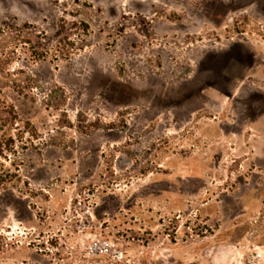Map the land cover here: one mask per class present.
<instances>
[{
    "label": "rangeland",
    "instance_id": "1",
    "mask_svg": "<svg viewBox=\"0 0 264 264\" xmlns=\"http://www.w3.org/2000/svg\"><path fill=\"white\" fill-rule=\"evenodd\" d=\"M9 105L0 264H264V0H0Z\"/></svg>",
    "mask_w": 264,
    "mask_h": 264
},
{
    "label": "trees",
    "instance_id": "2",
    "mask_svg": "<svg viewBox=\"0 0 264 264\" xmlns=\"http://www.w3.org/2000/svg\"><path fill=\"white\" fill-rule=\"evenodd\" d=\"M4 118L5 120H1L0 127L5 126L6 124L10 125L11 123H14V120L16 119L17 115L14 111L13 106L9 105L7 110H4ZM33 131V129L31 130ZM13 147V140L11 137H8L5 142L0 141V156L4 154V151H10Z\"/></svg>",
    "mask_w": 264,
    "mask_h": 264
}]
</instances>
